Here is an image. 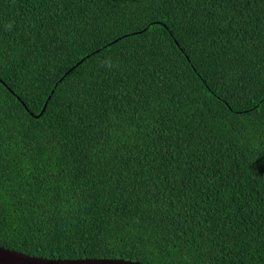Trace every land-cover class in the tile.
Listing matches in <instances>:
<instances>
[{"label": "trees", "instance_id": "1", "mask_svg": "<svg viewBox=\"0 0 264 264\" xmlns=\"http://www.w3.org/2000/svg\"><path fill=\"white\" fill-rule=\"evenodd\" d=\"M0 245L264 264V0H0Z\"/></svg>", "mask_w": 264, "mask_h": 264}, {"label": "water", "instance_id": "2", "mask_svg": "<svg viewBox=\"0 0 264 264\" xmlns=\"http://www.w3.org/2000/svg\"><path fill=\"white\" fill-rule=\"evenodd\" d=\"M40 114H43L46 105ZM0 264H148L137 260L125 258H105V257H87V258H51L38 257L18 250L9 249L0 245Z\"/></svg>", "mask_w": 264, "mask_h": 264}, {"label": "clouds", "instance_id": "3", "mask_svg": "<svg viewBox=\"0 0 264 264\" xmlns=\"http://www.w3.org/2000/svg\"><path fill=\"white\" fill-rule=\"evenodd\" d=\"M106 63V66L107 67H111V62L110 61H107V62H105Z\"/></svg>", "mask_w": 264, "mask_h": 264}]
</instances>
